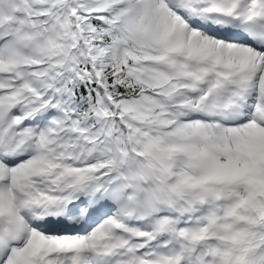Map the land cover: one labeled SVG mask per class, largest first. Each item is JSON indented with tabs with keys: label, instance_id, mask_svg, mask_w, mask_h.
<instances>
[{
	"label": "snow or ice",
	"instance_id": "snow-or-ice-1",
	"mask_svg": "<svg viewBox=\"0 0 264 264\" xmlns=\"http://www.w3.org/2000/svg\"><path fill=\"white\" fill-rule=\"evenodd\" d=\"M0 264H264V0H0Z\"/></svg>",
	"mask_w": 264,
	"mask_h": 264
}]
</instances>
